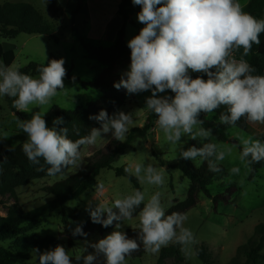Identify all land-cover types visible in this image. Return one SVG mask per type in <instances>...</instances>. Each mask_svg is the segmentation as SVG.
I'll return each mask as SVG.
<instances>
[{
    "label": "clouds",
    "instance_id": "clouds-1",
    "mask_svg": "<svg viewBox=\"0 0 264 264\" xmlns=\"http://www.w3.org/2000/svg\"><path fill=\"white\" fill-rule=\"evenodd\" d=\"M131 2L140 6L137 20L144 27L128 40L130 64L114 87L123 88L127 95L151 92L145 98V109L155 114L164 141L175 148L178 159H199L206 162L213 173L223 171L220 162L237 149L239 160L246 165L264 161V142L260 139L239 136L238 143L221 146L211 142L213 130L203 127L204 120L200 119L201 113L209 114L223 107L225 111L219 116L221 124L235 127L244 119L249 124L264 125V75L255 74L257 69L245 59L253 45L261 43L264 19L245 12L239 0ZM240 49L243 53L237 58L235 53ZM64 65V58L48 60L37 67V75L33 76L22 72L19 65L0 61V97L9 98L16 111L32 113L31 119H16L18 133L22 131L27 135L22 151L28 161L37 166V171H46L47 176L54 178H67L69 170L75 173L82 169V149L95 146L109 134L123 142L130 128L135 126L133 113L117 110L109 115L102 109L89 116L100 126L91 128L84 136H79V131L75 130L79 136L75 140L69 138L67 127H58L65 123L63 117H56L53 126L48 127L44 118L47 111L43 109L59 94L68 92ZM193 73L197 74L195 78ZM184 136L199 139L202 146L193 145L185 150ZM2 138H7V133ZM10 150L14 151V146ZM124 171H131L141 184L160 188L166 182V170L152 164L136 163ZM239 171L238 167H233L230 174ZM104 191L105 184L97 182L95 193ZM161 195L160 191H155L146 199L145 192L135 190L114 199L111 204L89 201L85 210L91 221L103 227L114 225L115 230L95 243L85 240L86 247H82V251L91 247L94 252L76 255L77 264L81 259L83 264H93L98 255L104 257V264H127V258L141 247L155 255L172 244L180 246L185 259L198 255L199 241L185 226L187 215L183 212L168 214ZM134 216H138V231L136 238H130L122 225ZM73 223L76 227L71 234L87 237L82 222ZM32 261L33 264L37 261L38 264H73V257L58 244L43 252L33 248Z\"/></svg>",
    "mask_w": 264,
    "mask_h": 264
},
{
    "label": "rangeland",
    "instance_id": "rangeland-1",
    "mask_svg": "<svg viewBox=\"0 0 264 264\" xmlns=\"http://www.w3.org/2000/svg\"><path fill=\"white\" fill-rule=\"evenodd\" d=\"M58 1L62 6V12L53 16L47 8L48 0H1L2 3L31 4L42 14L45 23L51 25L55 30L54 36L21 34L15 39H5L0 36V45L3 49L15 52L16 59L13 64L19 65L21 69L30 63L42 64L44 62L46 64L48 60L64 58L66 70H71L72 76L76 78V80L65 78L64 83L68 89L67 95L61 93L53 99L50 106H45L43 111H47L46 115L55 107L62 109L87 108L100 99L99 92L85 89L82 86V82H93L99 78L103 70L97 61L88 59L85 46L94 48L113 46L117 40V33L123 24L122 18L118 15L120 0ZM239 2L245 10L250 0H239ZM79 4L82 9L76 17L75 24H73L71 15ZM258 19H264V14L259 15ZM142 27L144 25L138 22L137 15L132 16V22L128 24L126 29V43L137 35ZM74 32L77 34L75 37L73 36ZM260 40L259 53L264 55V33L260 34ZM242 53L243 49H240L235 55L239 58ZM45 56L47 57L46 60ZM245 59L248 60V56ZM0 61L3 60L0 58ZM169 94L171 93L169 92ZM150 95L151 92L130 95L126 104L119 109L126 113H133L135 126L130 128V131L133 128H142L146 124L149 111L145 109V98ZM38 110L33 109V111ZM201 114L211 122L220 123L219 118L214 113ZM31 115L32 113L16 111L12 108L10 99L0 97V149H11L13 146L14 148L22 147L27 135L22 131L18 133L16 119L17 117L21 120L31 119ZM154 125V129L149 132L147 140H138L126 150L119 161L113 164L112 169H105L101 172L98 182L105 184L104 193L87 192L77 201L68 203L69 207L76 208L81 213L80 219L76 222L84 223L90 217L85 210L89 201L92 200L94 204L97 201L111 204L114 199L132 194L136 190L134 185L129 179L118 177L115 171L122 167L133 168L136 163L145 166L152 164L154 167L166 170V182L163 187L157 188L139 182L141 191L146 194V199L155 191H160L166 211L176 200L184 201L186 199L191 182L184 177L181 171L168 170L167 167L160 164L157 156H162L166 161H173L178 159V153L174 147L166 144L156 121ZM47 126L52 127L53 123H48ZM4 133H7V138H2ZM226 133L228 141H219L213 134L210 138L211 142L221 146L230 145L233 141L238 143L236 138L239 136H251L253 139H260L264 142V125L260 124L247 123L246 131L228 127ZM113 140L109 134L105 139L98 140L95 146L82 149V168L88 161H96L106 155ZM182 140L186 141L183 145L185 150L193 145L201 147L203 143L199 139L192 140L187 136L182 137ZM146 145L147 147H145ZM192 162L196 168L204 163L199 159ZM220 165L226 168V174L212 182L208 189L214 197L228 196L236 190L231 195V201L229 203L226 201L215 203L213 199L201 194L198 205L186 214L188 219L185 223V226L190 228L198 239L199 244L197 246H204L211 256L210 264H230L237 255L238 247L247 244L252 239L257 240L255 228L258 225H264V169L259 171L254 181H249L251 168L239 160L238 149L234 150L231 156H226ZM233 167L240 169L238 174H230ZM77 172L74 173L69 170L67 178ZM129 173L132 174L131 171ZM67 178L46 177L18 187L13 193L0 199V216H7L10 208H16L20 212H29L45 205L53 199L49 189L56 182ZM138 224L137 216L124 221L122 230L126 232L129 229H138ZM69 227L74 229L76 223L71 222ZM111 232L104 234L96 232L84 240H70L66 234V227L62 224L61 213L57 211L48 215L38 227L27 229L25 233L40 238L52 236L56 239L54 244L40 250L41 252L52 249L59 244L63 245L72 257H75L84 253L81 248L86 247L85 240L95 243ZM15 244V241H9L3 246L12 247ZM166 248L169 251L162 261L160 260L161 250L155 255L146 252L139 259L127 258V264H205L197 255L190 260L185 259L179 245L172 244ZM242 260L245 259L242 258ZM16 264H33L32 250L28 259H19ZM260 264H264V261H261Z\"/></svg>",
    "mask_w": 264,
    "mask_h": 264
},
{
    "label": "trees",
    "instance_id": "trees-1",
    "mask_svg": "<svg viewBox=\"0 0 264 264\" xmlns=\"http://www.w3.org/2000/svg\"><path fill=\"white\" fill-rule=\"evenodd\" d=\"M47 8L53 16H57L62 12V6L58 0H48ZM81 9L82 6L79 4L76 10L72 12L71 22L73 24H75L76 17ZM140 10V6H134L131 0H120L118 15L122 18L123 24L117 33L115 44L109 48L85 46L88 59L97 61L103 67V70L99 78L93 82H82V86L85 89L99 92L101 95L100 99L87 108L62 109L55 107L44 117L46 124L53 123L56 117H63L65 123L58 127H67L69 129V138L75 140L79 136L87 135L91 128L100 126L95 120L89 119L90 115H96L102 109L111 115L126 104L130 95H127L126 90L123 88L117 90L114 87V83L120 80L122 73L127 70L130 64V49L127 47L125 40L126 29L128 24L132 22V16L137 15ZM244 11L258 19L259 15L264 14V0H250ZM21 34L54 36L55 30L51 25L45 23L42 14L31 4L2 3L0 0V36L5 39H15ZM73 36L75 37L77 34L74 32ZM0 58L5 64L11 65L14 63L16 55L14 51H5L0 45ZM248 62L257 69L255 74L264 75V55L259 53V46L253 45L252 51L248 55ZM39 65L38 63H30L28 66L21 68V71L36 76V69ZM192 75L195 78L197 74L193 73ZM66 78L73 80L71 70H67ZM224 111L225 108L221 107L212 113L219 118L221 112ZM200 119L204 120L202 126L211 128L219 141H228L226 130L231 126L211 122L202 114ZM155 121V114L149 112L146 124L142 128L131 129L125 141L120 142L114 139L106 155L96 161H88L76 174L56 182L49 189L50 195L53 196L50 202L29 212H20L16 208H10L7 216H0V264H16L19 259H28L29 253L33 248L42 250L54 244L56 239L52 236L40 238L36 235H28L25 232L27 229L38 227L48 215L57 211L61 213L62 224L66 227V234L70 240H84L96 232L104 234L113 231L114 225L103 227L101 224L93 223L89 217L87 221L82 223L83 231L88 234L87 237L79 235L74 237L71 234L73 229L69 225L71 222L78 221L81 213L78 209L69 207L68 203L77 201L87 192L95 191L101 172L105 169H112L113 164L119 161L126 150L138 140H147L149 132L154 129ZM234 128L246 131L247 122L241 119ZM75 130L79 131V136H77ZM14 149V151L6 148L0 149V199L33 180L49 177L46 175V171L36 170L37 166L32 165L28 161L21 146ZM157 158L163 167H167L168 170L181 171L184 177L191 182L186 199L184 201L176 200L166 211L168 214L171 212L187 214L198 205L201 194L213 199L215 203L218 201L229 203L232 193L236 191L234 190L228 196L219 195L215 197L209 191V185L226 174V168L222 165L223 171L213 173L208 170L206 162L196 168L191 160L177 159L166 161L162 156H157ZM41 164H43V160H41ZM249 166L251 174L248 180L252 182L259 171L264 169V161ZM46 168L47 166L45 165ZM125 168H117L115 171L116 175L129 179L135 189L141 191L139 180L129 172L126 173L124 171ZM138 211L139 209H137V213ZM137 231L138 229H129L126 233L130 238H136ZM255 235L257 240L252 239L247 244L238 247L237 255L230 264H260L261 261H264V225H258L255 228ZM9 241H15L16 244L12 247L3 246L4 243ZM196 248L198 249L197 256L205 264H210L212 258L205 247L197 246ZM168 251L167 248L162 249L161 261L165 259ZM93 252L94 249L88 247L87 251L81 256ZM145 253L141 247L140 251L133 253L128 258L139 259ZM242 258L245 260L243 261ZM73 264H77L74 257ZM78 264H83V259ZM93 264H104V257L98 255Z\"/></svg>",
    "mask_w": 264,
    "mask_h": 264
},
{
    "label": "water",
    "instance_id": "water-1",
    "mask_svg": "<svg viewBox=\"0 0 264 264\" xmlns=\"http://www.w3.org/2000/svg\"><path fill=\"white\" fill-rule=\"evenodd\" d=\"M233 143H235V142L233 141Z\"/></svg>",
    "mask_w": 264,
    "mask_h": 264
},
{
    "label": "crops",
    "instance_id": "crops-1",
    "mask_svg": "<svg viewBox=\"0 0 264 264\" xmlns=\"http://www.w3.org/2000/svg\"><path fill=\"white\" fill-rule=\"evenodd\" d=\"M204 114V113H203ZM206 115V114H205Z\"/></svg>",
    "mask_w": 264,
    "mask_h": 264
}]
</instances>
